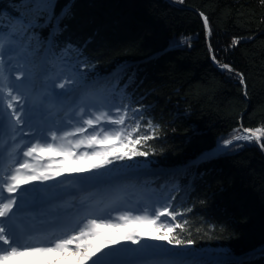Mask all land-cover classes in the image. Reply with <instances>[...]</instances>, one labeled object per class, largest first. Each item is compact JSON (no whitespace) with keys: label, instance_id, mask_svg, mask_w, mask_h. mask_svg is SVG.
I'll list each match as a JSON object with an SVG mask.
<instances>
[{"label":"trees","instance_id":"trees-1","mask_svg":"<svg viewBox=\"0 0 264 264\" xmlns=\"http://www.w3.org/2000/svg\"><path fill=\"white\" fill-rule=\"evenodd\" d=\"M171 1L183 9L164 0H71L74 15L62 21L67 27L55 42L73 46L75 70L84 74V82H96L105 102L129 108L128 132L137 122L133 116H143L134 138L148 134L149 120L159 125L158 139L137 146L153 154L115 161L105 172H169L158 192L178 200L174 209L185 215L176 222L187 224L174 234L194 243L173 248L145 234L151 248L226 255L225 264H264L259 254L264 248V147L254 141L223 143L242 130L264 128V0ZM69 2L56 0V13ZM197 12L208 18L207 37ZM0 13V32L20 29L18 17L29 16L21 0H0ZM49 31L50 26L21 32L30 42L29 61L37 59ZM223 64L232 71L222 70ZM121 66L126 73L118 78ZM237 74L244 77L246 91ZM218 144L223 154L201 159Z\"/></svg>","mask_w":264,"mask_h":264},{"label":"snow or ice","instance_id":"snow-or-ice-1","mask_svg":"<svg viewBox=\"0 0 264 264\" xmlns=\"http://www.w3.org/2000/svg\"><path fill=\"white\" fill-rule=\"evenodd\" d=\"M180 2L183 3V0ZM21 3L25 11L29 13L28 17H18L17 22L21 28L0 32V264H7L13 259L26 262L27 258H33L35 264H185L179 259H133L134 257L152 256L154 253V250L149 247L150 244L142 243L145 234L149 239L166 242L173 248H188L194 243L191 239H181L174 234L176 229L184 230L187 220L182 223L176 222L177 217L184 216L185 213L174 209L171 203L155 208L152 216L147 214L133 216L131 213H124L117 217L120 221L118 223L110 220L98 222V219L91 218L87 220L85 226L78 230L68 226L62 235H53L43 240H37L35 233L25 223L24 217L30 207L40 201L46 192L56 188L52 182L59 181L65 171H69V174L99 172L115 161L131 160L136 157L147 158L153 154L137 146H142L149 140L158 139L156 132L159 125L153 127V122L149 120L145 126L148 134L134 138L133 133L139 132L140 120L143 116L139 118L133 116L137 122L135 128L128 132L124 125L129 119L130 110L124 106L123 108L117 107L115 115L108 111L93 113L92 116L83 119V126L57 135L56 130L48 127L51 116L48 105L73 94L74 89L66 86L70 83L83 85L84 74L80 69H76L74 74L78 79L66 78L63 82L54 80L46 96L30 100L24 90L29 87L34 73L31 69L15 71L16 68L24 69L25 65L8 64L5 56L7 55L8 60L12 59L15 53L14 46L19 44L21 32L49 28V26L48 51L53 56H57V53L53 51V40L67 27L62 26V21L74 15L73 3L70 0L59 14L55 11L56 0H21ZM15 11L20 13L21 9L15 8ZM203 23L205 29H208L209 21L206 16H203ZM32 35L37 37L38 44L43 43L35 32ZM237 43V40H233V45ZM72 47V45H67L62 52L68 54ZM76 51L80 50L76 49ZM57 58L64 61V55H58ZM84 66L87 67V65ZM220 67L232 71L228 64L220 65ZM14 71L15 79L12 80L9 73ZM125 73L126 67L121 66L115 74L118 78H122L121 74ZM132 75L135 76V73L133 72ZM237 75L240 83L245 84L244 77ZM129 79L131 80L132 77ZM16 81L21 83H16ZM56 88L63 91L56 92ZM131 111L138 113L141 110L133 108ZM80 114L83 117V108L80 109ZM104 124L115 126V130H105L102 126ZM98 126L99 131L85 135L89 129H95ZM244 132L247 134L236 135L232 139L225 140L224 147L233 144L234 140L251 141L254 138L259 143L264 137V128L261 127L255 130L245 129ZM5 137L7 141H11L10 147H6ZM25 137L28 139L26 140ZM72 137L83 138L73 140ZM96 145H105V147L96 148ZM81 146L92 149V151H77ZM261 147H264V144ZM221 154L223 151L218 144L215 149L202 153L201 159L210 161ZM58 155L63 156V159L57 160L55 157ZM68 164L81 166L70 170L60 167ZM90 179L99 181L101 177ZM30 184L51 185V187L49 189L39 187L29 189L26 186ZM186 211L191 212L192 210L189 208ZM161 217H169L170 223L168 225L159 224ZM135 225H152L154 230L137 228L117 232L108 239H101L105 233L100 229L116 231L130 229ZM162 227L166 230L160 232ZM259 254L264 256V248L259 250ZM236 264H246V262L240 260Z\"/></svg>","mask_w":264,"mask_h":264},{"label":"rangeland","instance_id":"rangeland-1","mask_svg":"<svg viewBox=\"0 0 264 264\" xmlns=\"http://www.w3.org/2000/svg\"><path fill=\"white\" fill-rule=\"evenodd\" d=\"M55 91H59V88H56L55 89ZM79 91H80V89H79ZM70 96H74V95H70ZM77 124L78 123H75V127L74 128H76L77 127ZM74 128H71V129H68L67 131H69V130H73ZM94 130H99V127H97V128H95ZM85 135H87V133H85ZM81 138V137H80ZM239 141H243V140H239ZM238 141V142H239ZM235 143H237L236 141H234ZM45 155H48V154H45ZM162 174H164V175H161V176H159L160 178H164V177H166L168 174H169V172H163ZM158 176V175H157ZM159 178V179H160ZM160 181V180H159ZM59 182H61V183H63V184H70L68 187H73L74 189H76V187H78V185H79V181H78V178H77V176H65V175H62L60 178H59ZM53 183V182H52ZM51 187V185H44L42 188L43 189H49ZM94 195H97V192H95L94 193ZM102 232H103V230H101ZM107 236H110L109 234L107 235H104L103 237H101V239L102 238H104V237H107ZM112 236H114V235H112ZM111 236V237H112ZM108 238H110V237H108Z\"/></svg>","mask_w":264,"mask_h":264},{"label":"water","instance_id":"water-1","mask_svg":"<svg viewBox=\"0 0 264 264\" xmlns=\"http://www.w3.org/2000/svg\"><path fill=\"white\" fill-rule=\"evenodd\" d=\"M164 1H166L169 5H171V6L175 7V8H177V9H183L181 6H179L178 4H176L175 2H173V1H171V0H164ZM185 9H186V8H185ZM197 13H198L199 17L201 18V21H202V24H203V27H204V23H203V16H204V15H201L202 13H200V12H197ZM204 29H205V27H204ZM205 33H206L205 35H206V37H207V35H208V33H209V27H208V29H205ZM208 48H209V51L212 52V50H211V48H210L209 45H208ZM211 63H212V65H213L214 67H219V63H218L215 59H213V56H211ZM221 69L224 70V71H228V70L223 69V68H221ZM242 86H243V88H244V91H246V88H245L244 84H243ZM253 139H254V138H253ZM254 142L256 143V145L258 146V148L261 150V149H262L261 144H260V143H257L256 140H254Z\"/></svg>","mask_w":264,"mask_h":264},{"label":"bare ground","instance_id":"bare-ground-1","mask_svg":"<svg viewBox=\"0 0 264 264\" xmlns=\"http://www.w3.org/2000/svg\"><path fill=\"white\" fill-rule=\"evenodd\" d=\"M30 185H27L26 187H29Z\"/></svg>","mask_w":264,"mask_h":264}]
</instances>
